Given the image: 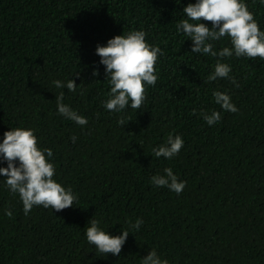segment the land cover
Wrapping results in <instances>:
<instances>
[{
	"label": "trees",
	"instance_id": "16d2710c",
	"mask_svg": "<svg viewBox=\"0 0 264 264\" xmlns=\"http://www.w3.org/2000/svg\"><path fill=\"white\" fill-rule=\"evenodd\" d=\"M188 2L0 0V138L9 127H31L38 146L52 150L54 178L77 197L61 210L34 205L25 215L0 176V264H141L153 249L169 264H264V59L191 52L176 31ZM245 3L264 30V4ZM132 29H143L162 54L140 108L117 113L102 103L110 85L95 46ZM212 44L231 46L227 36ZM218 59L235 85L206 81ZM70 78L75 91L51 83ZM213 90L238 110L222 109ZM61 92L85 125L58 114ZM200 109L219 111L220 121L208 125ZM170 133L183 146L156 157L152 148ZM165 167L186 182L181 193L151 182ZM137 217L143 223L119 256L85 237L90 218L118 234Z\"/></svg>",
	"mask_w": 264,
	"mask_h": 264
},
{
	"label": "clouds",
	"instance_id": "9594fccd",
	"mask_svg": "<svg viewBox=\"0 0 264 264\" xmlns=\"http://www.w3.org/2000/svg\"><path fill=\"white\" fill-rule=\"evenodd\" d=\"M264 4V0H259ZM180 3V0H179ZM186 18L176 24V31L182 32L191 41V52L208 54L213 57L247 56L264 59V30L254 19L253 13L247 8L245 0H189L182 6ZM211 21V26L202 22ZM227 36L231 46L219 50L213 47L212 41H219ZM143 29H132L123 34L109 37L105 43H97L95 52L99 63L104 66L110 87L103 106L109 111L121 112L126 107L139 109L145 98V86L155 85L157 81L154 64L162 50L146 39ZM231 67L218 59L213 70L207 75L206 81L228 77L236 84L235 78L229 76ZM93 76L97 74L93 70ZM51 83L56 88H67L75 91L76 83L72 78L66 81L53 79ZM238 86V85H236ZM214 101L222 109L236 112L238 109L229 94L213 90ZM56 110L58 114L79 125H85L87 118L79 114L68 104L63 103V92L56 95ZM195 112L196 109L194 108ZM200 114L208 125L221 119V113L212 110L210 113L200 109ZM120 125L124 120L118 121ZM37 137L31 127H9L0 138V176L13 193H18L22 201L23 211L27 215L34 205L61 210L73 205L77 199L70 187L62 185L55 176V167L51 161L52 150L38 146ZM75 142L76 137H71ZM184 144L179 134H169L164 143L152 148L156 157L172 158ZM164 174L150 177L155 186H165L179 194L185 187V181L179 180L171 167L163 169ZM10 214V213H8ZM143 223L140 217L129 223V228H121L118 234H110L101 226V221L90 218L85 228V237L90 244L104 255L111 253L119 256L122 245L128 234L139 230ZM141 264H169L153 249L142 257Z\"/></svg>",
	"mask_w": 264,
	"mask_h": 264
}]
</instances>
